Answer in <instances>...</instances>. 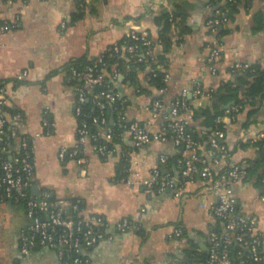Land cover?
Listing matches in <instances>:
<instances>
[{
  "label": "crops",
  "instance_id": "0c3cea01",
  "mask_svg": "<svg viewBox=\"0 0 264 264\" xmlns=\"http://www.w3.org/2000/svg\"><path fill=\"white\" fill-rule=\"evenodd\" d=\"M210 0H0V21L15 22L17 27L0 34V83L10 91L8 112L24 119L21 132L31 139L34 150L35 184L49 190L59 200L80 199L82 214H97L111 223L129 218L140 231L114 234L90 250L93 264H204L199 249L209 251L210 231L219 228L210 208L215 199L205 195L201 184L189 185L181 197L173 191L149 192L132 186L127 180L149 177L160 167L172 169L174 158L181 150L173 142L153 141L145 148L135 145L128 133L115 138L117 153L104 158L88 142L80 160L61 162L62 148L74 149L79 144L80 118L76 114V86L81 83L71 72L70 65L81 60H99L115 43H122L130 30L146 31L155 45V55L165 56L169 68L166 88L150 86L146 71L126 60L120 76L111 78L115 92L125 100L128 121L143 122L150 117L149 109L155 99L171 105L184 90H189L188 102L194 110L215 102L211 95L196 96L192 92L199 82L206 92L219 90L225 82L235 81L230 72L235 63L264 62V30L253 31V17L264 11V3L256 0L250 10L241 9L226 27L221 39L218 73L207 69V59L214 35L208 25L214 10ZM187 11L184 19L166 20L176 6ZM165 37V38H164ZM27 72L24 80L18 78ZM133 73V74H132ZM77 80V83L74 81ZM217 102V101H216ZM52 124L46 134L44 113ZM117 113L108 115V125L102 132L116 131ZM202 121V120H201ZM201 121L192 119L191 128L201 130ZM247 113L238 123L227 124L231 145L241 140ZM251 129L264 128V106L250 118ZM159 119L156 130L163 125ZM18 153L20 142L10 147ZM126 156L127 170L120 178L119 165ZM168 156L162 164L161 157ZM261 156L259 149H238L233 163H244ZM264 154L262 155V159ZM173 163V162H171ZM124 180V181H122ZM256 178L243 180L235 186L240 214L256 216L258 229L264 238V202ZM23 204L0 202V264H62L56 252L46 247H34L29 255L20 249V234L28 226ZM182 228L184 236L176 238L175 230Z\"/></svg>",
  "mask_w": 264,
  "mask_h": 264
},
{
  "label": "built area",
  "instance_id": "2783aa9c",
  "mask_svg": "<svg viewBox=\"0 0 264 264\" xmlns=\"http://www.w3.org/2000/svg\"><path fill=\"white\" fill-rule=\"evenodd\" d=\"M215 14L216 17L208 22L214 36L219 26L228 22L227 12L217 10ZM16 27L15 22L0 21V34L12 31ZM212 43L207 69L217 74L221 58L220 39L215 36ZM118 54L127 57L129 64H140L147 59L154 61L156 58L155 45L149 33L133 29L122 43L113 44L85 71L73 70L75 78L83 82V85L78 84L75 88L79 101L76 108V114L80 118L79 144L72 150L62 148L59 153L61 162L70 159L80 160L79 157L88 142H93L95 151L100 156L104 158L113 156L117 153L114 142L116 135L121 136L123 133H128L135 145L140 148L147 147L153 141L173 142L181 150L175 171L157 167L149 177L127 180L128 184L141 186L149 192L173 191L177 197L182 196L187 186L201 184L205 195L215 199L210 211L216 221L222 222L224 230L223 233L218 232L213 227L210 231L209 264H264V238L258 229V218L241 215L240 204L235 196V186L247 176L246 162L240 164L232 162V149L224 143L225 131L215 129L207 136L205 142L196 139L190 133V123L195 113L188 102L189 90H184L171 105H167L161 98L155 99L149 109L150 117L143 122L128 121L124 112L126 102L119 93L108 90L95 93L97 86H105L107 77L115 80L120 76L121 72L117 70L111 74L105 72L107 67L105 59ZM100 66L104 68L103 71H100ZM249 67L250 65L246 63H235L231 66L230 72L235 74ZM149 70L148 67L146 72ZM157 74L153 71L154 77ZM26 76L27 72H24L18 79L22 81ZM168 78L169 74L166 72L165 80ZM202 91L201 84L196 82L192 94L199 96L203 94ZM211 93L212 91L208 95ZM9 99V89L0 83V202L23 204L26 208L29 223L20 234L22 254L29 255L32 248L39 245L54 250L62 264H93L89 255L92 248L103 241L112 240L114 234L140 231V226L129 218L111 223L97 214L84 216L80 199L59 200L51 191L41 190L38 186V193L33 191L36 186L34 150L31 139L21 132L23 117L20 114L10 116L7 110ZM90 100L98 111L97 115L88 113L83 108ZM110 105L114 106L117 113L118 134L102 132L108 125L107 111ZM242 109V104L232 103L216 118V125L220 126L227 118L235 120ZM44 114V126L46 134L49 135L52 124L48 120V111ZM159 119L164 124L156 130L158 127L156 122ZM92 126L96 127L95 131L91 130ZM241 140H264V128L245 129ZM15 141L20 142L19 151L10 154V147ZM7 154L9 157L6 159L4 157ZM124 157L126 158L125 155ZM160 161L167 164L168 156H162ZM262 183L264 186V178ZM260 201L264 202V188ZM183 234L182 228L175 230L176 238H182ZM235 244H247V253L240 251L237 258L234 257Z\"/></svg>",
  "mask_w": 264,
  "mask_h": 264
},
{
  "label": "trees",
  "instance_id": "16d2710c",
  "mask_svg": "<svg viewBox=\"0 0 264 264\" xmlns=\"http://www.w3.org/2000/svg\"><path fill=\"white\" fill-rule=\"evenodd\" d=\"M256 0H210L209 5L214 10L213 17H216V11L222 10L228 13V22L222 23L215 36L217 38L221 39L227 34V26L230 22L235 20V17L237 14L240 13L241 9L250 10ZM264 3V0H261ZM187 11L182 6V4H178L176 6V12L174 13V16H170L169 14H163L161 19L166 20V28L163 31V33H167L170 30V19L171 18H182L184 19L187 15ZM253 31L258 33L264 30V11L257 12L253 17ZM165 38V37H164ZM107 56V55H106ZM155 60L151 61L149 59L145 60V62L140 64H129L131 69L136 66L137 68H140L143 71H146V69L149 67V71L146 72L145 79L147 83L150 86H154L158 89H164L166 88V80H165V73L167 72L169 68L168 61L165 56H159L157 57L155 55ZM127 57H123L121 54L114 55L111 58H106L105 61L107 63V67L105 68V72L108 74L113 73L115 70L122 72L123 68L125 67ZM97 60L88 61V60H81L78 63H75L71 67V72L73 70H78L79 72L85 71L89 66L93 65ZM104 68L100 66V71H103ZM153 71H156L158 74L156 77L153 76ZM133 74V73H132ZM236 76L235 81H229L225 82L221 85L219 90L213 91L211 93V96L213 97V104L209 107L200 108L195 111L194 120L201 121V130L194 128H189L190 133L198 140H201L202 142H205L208 139V135L214 131L215 129H222L226 133V138L224 139V143L227 144L232 149V154L235 153L238 149H247L249 147L259 149V152L261 156L255 160H248L246 162V168H247V176L244 180H249L250 178H256L258 181V185L261 187V189L264 188L262 179L264 178V157L262 159V155L264 154V140L254 141L249 140L247 142H236V144L233 146L230 144L228 140V128L227 124L228 122L238 123L240 120V116L244 113H247V121L243 125V129H250L252 126H255L254 122H249L250 118L254 116L262 106H264V62L263 63H254L250 64V67L246 69L245 71H240L234 74ZM150 80L148 81V79ZM78 81L75 80L74 83H77ZM83 82L79 83V85ZM114 91L111 85V78H106L105 86H97L95 88V93H101L102 91ZM202 95L209 94L202 88ZM217 101V102H216ZM232 103L235 104H242L243 109L240 111L238 117L233 120L231 118H227L223 124L220 126H217L215 123V120L218 116L222 115L224 113V109L231 105ZM83 108L86 112L92 113V114H98L97 109L95 108L93 102L87 101ZM8 110V108H7ZM115 111L114 106H109L107 111V116L110 112ZM116 113V112H115ZM256 127V126H255ZM92 131L96 130L95 126L91 127ZM206 133V134H203ZM115 134L117 133V130L115 131ZM16 142V141H15ZM14 142V143H15ZM11 150V148H10ZM9 154L5 155L4 158H8ZM127 158H122L120 165H119V174L120 178L124 176V166L127 165ZM173 162V163H171ZM170 162V165L174 166L176 165L177 158L172 159ZM219 228H216L218 232L223 233V224L221 221H217ZM185 234H183L184 236ZM182 236V237H183ZM247 244H235L233 247V255L237 258V254L242 251L244 254L247 253ZM199 255L200 260L204 264H209V257L210 252L204 251L202 249H199Z\"/></svg>",
  "mask_w": 264,
  "mask_h": 264
},
{
  "label": "water",
  "instance_id": "95a60500",
  "mask_svg": "<svg viewBox=\"0 0 264 264\" xmlns=\"http://www.w3.org/2000/svg\"><path fill=\"white\" fill-rule=\"evenodd\" d=\"M229 106H227V107H229ZM33 191L37 194L38 193V187L37 186H34ZM35 247L38 248L40 246L39 245H36Z\"/></svg>",
  "mask_w": 264,
  "mask_h": 264
}]
</instances>
